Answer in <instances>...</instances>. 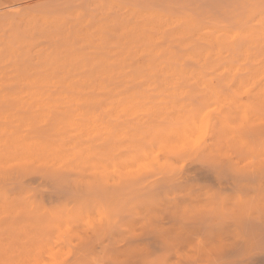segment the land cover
<instances>
[{
	"label": "rangeland",
	"instance_id": "374dc122",
	"mask_svg": "<svg viewBox=\"0 0 264 264\" xmlns=\"http://www.w3.org/2000/svg\"><path fill=\"white\" fill-rule=\"evenodd\" d=\"M18 1L0 0V71H7L17 60L20 66L36 61L35 52L9 46L12 30L19 29V36H25L21 18L27 16L10 11L20 8L23 12L39 10L72 17L81 10L86 15L100 13L95 0H44L39 6L37 2L28 5ZM137 5L139 10L147 9L145 4ZM57 6L59 9H53ZM111 38L119 40V36ZM123 39L129 47L128 53L117 56L125 58L120 64L123 79L134 83L153 71L151 78L158 89L168 90L166 94H152V102L146 99L149 93L139 97L112 93L49 97L31 81L0 77V264H99L105 260L95 252L101 246L91 247L93 242L107 235L142 233L144 222L138 221L141 208L166 202L167 194L220 189L232 182L240 187L252 178L257 182L258 178H251L247 170L252 162L264 158V130L249 126L254 123L251 114L246 119L241 116L251 102L245 89L252 79L240 84L230 78H210L207 72L222 65L163 66L154 61L149 67L148 55H154L158 48L135 47L136 43L129 42L130 35ZM112 54L109 58L115 59ZM177 67L193 68L195 72L203 69L205 77L183 76L177 70L168 78L171 75L166 73ZM235 72L233 69L232 74ZM151 80L148 84H154ZM190 86L196 90L191 95L183 91ZM215 87L227 101L215 93ZM232 92L245 105L239 107L231 101L228 94ZM221 104L230 111L232 129H220L215 124L213 110ZM258 131L262 139L256 137ZM241 135L250 143H242ZM209 165L217 184L210 182ZM204 166H209L208 172ZM200 168L207 177L201 175ZM196 175L204 179L198 180ZM135 221L133 233L122 231L123 224ZM112 226L115 231L111 233ZM156 227L165 225L144 226L155 232H149L151 235L166 234Z\"/></svg>",
	"mask_w": 264,
	"mask_h": 264
},
{
	"label": "bare ground",
	"instance_id": "6f19581e",
	"mask_svg": "<svg viewBox=\"0 0 264 264\" xmlns=\"http://www.w3.org/2000/svg\"><path fill=\"white\" fill-rule=\"evenodd\" d=\"M95 1V9H99L100 13L86 15L81 10L75 12V17L66 13H40L39 10L23 12L20 8L10 11L27 13V16L21 18L25 36H19V29L12 30L9 35L12 44L9 46L37 55L35 62L21 66L16 59L17 62L12 63L7 71H0V77L31 81L49 97L73 93L87 96L131 94L139 97L149 93L146 99L152 102V94L168 92L158 89L151 78L153 71L134 83L131 82L134 80L123 79L124 70L120 64L125 62V58L117 56L129 52L128 41H124L123 37L130 35L129 42L136 43L135 47L158 48L154 55H148L149 67L154 61L163 66L170 63L178 66L193 64L200 68L211 64L222 65L223 68H213L207 72L210 78H230L238 80L240 84L252 79L251 86L245 89L251 102L246 104L241 116L246 119L251 114L254 123L249 126L254 130H264V0ZM35 2L39 6L44 0H20L17 4L30 5ZM137 4H145L143 6L147 9L139 10ZM126 15H131V18ZM112 36H119V40L112 39ZM110 54L116 55V58H109ZM233 69L235 74H232ZM177 70L183 76L195 74L200 78L205 77L203 69L195 72L193 68L177 67L166 73L171 75L168 78ZM150 80L154 84H148ZM183 91L190 95L196 92L192 86ZM214 91L227 101L222 91L216 87ZM234 94H228L231 101L239 107L245 105ZM237 111L240 112L239 109ZM213 112L216 113L215 124H219L220 129L234 127L230 111H225L224 104L216 106ZM256 134L257 138L262 139L260 131ZM241 141L248 144L251 140L241 135ZM209 166L211 169L212 166ZM209 166H204V170ZM210 169L209 177L211 175L213 180L214 169ZM200 171L202 174L199 171L196 173L204 177L208 175L202 169ZM247 171L250 176L258 178L257 182L254 183L255 178L251 176L253 181L250 179V183L240 187H235L236 184L232 182L220 189L171 192L167 194L166 202L163 200L141 208L138 221L144 222L142 233L122 237L107 235L94 241L92 246L91 242L87 245L101 246V250L95 252L102 254L105 264L117 261L119 264H135L137 260L141 264H264V158L252 162ZM202 176H198V180L202 181ZM210 178L205 179L210 181ZM210 182L217 184L215 180ZM159 186L166 187L161 183ZM98 191L103 195L100 189ZM150 223L165 225L162 229H156L166 234L151 235L149 232H155L144 228ZM135 224L136 221L123 224L122 231L133 233ZM114 226L109 232L115 231Z\"/></svg>",
	"mask_w": 264,
	"mask_h": 264
},
{
	"label": "snow or ice",
	"instance_id": "6c2138e0",
	"mask_svg": "<svg viewBox=\"0 0 264 264\" xmlns=\"http://www.w3.org/2000/svg\"><path fill=\"white\" fill-rule=\"evenodd\" d=\"M195 143L196 142H194V144H193V146H195ZM99 264H105V262H99ZM114 264H119V262L117 261V262H114ZM137 264H141V262L140 261H137ZM144 264H147V262H144Z\"/></svg>",
	"mask_w": 264,
	"mask_h": 264
}]
</instances>
